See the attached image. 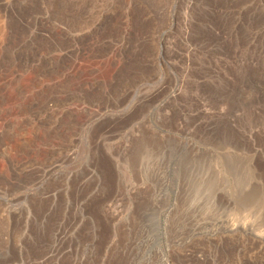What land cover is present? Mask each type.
Here are the masks:
<instances>
[{"label": "rangeland", "instance_id": "rangeland-1", "mask_svg": "<svg viewBox=\"0 0 264 264\" xmlns=\"http://www.w3.org/2000/svg\"><path fill=\"white\" fill-rule=\"evenodd\" d=\"M0 264H264V0H0Z\"/></svg>", "mask_w": 264, "mask_h": 264}]
</instances>
